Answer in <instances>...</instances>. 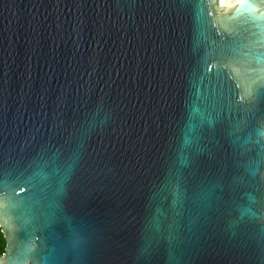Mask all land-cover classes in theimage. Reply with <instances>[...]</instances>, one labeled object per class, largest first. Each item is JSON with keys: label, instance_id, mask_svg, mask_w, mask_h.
Returning a JSON list of instances; mask_svg holds the SVG:
<instances>
[{"label": "water", "instance_id": "obj_1", "mask_svg": "<svg viewBox=\"0 0 264 264\" xmlns=\"http://www.w3.org/2000/svg\"><path fill=\"white\" fill-rule=\"evenodd\" d=\"M0 264H264V0H0Z\"/></svg>", "mask_w": 264, "mask_h": 264}, {"label": "trees", "instance_id": "obj_2", "mask_svg": "<svg viewBox=\"0 0 264 264\" xmlns=\"http://www.w3.org/2000/svg\"><path fill=\"white\" fill-rule=\"evenodd\" d=\"M5 249H6V240L0 228V257H2L5 254Z\"/></svg>", "mask_w": 264, "mask_h": 264}, {"label": "snow or ice", "instance_id": "obj_3", "mask_svg": "<svg viewBox=\"0 0 264 264\" xmlns=\"http://www.w3.org/2000/svg\"><path fill=\"white\" fill-rule=\"evenodd\" d=\"M222 2H223V0H222Z\"/></svg>", "mask_w": 264, "mask_h": 264}]
</instances>
